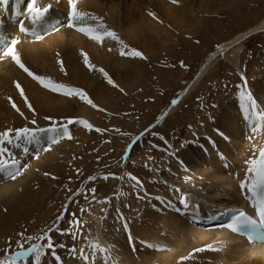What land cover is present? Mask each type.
I'll use <instances>...</instances> for the list:
<instances>
[{
	"label": "bare ground",
	"instance_id": "obj_1",
	"mask_svg": "<svg viewBox=\"0 0 264 264\" xmlns=\"http://www.w3.org/2000/svg\"><path fill=\"white\" fill-rule=\"evenodd\" d=\"M59 1L60 3L57 0H38V4H51L53 7L64 8L65 12H62V10L50 12L51 14L47 20L48 25H56L59 27V31H53L51 27L45 30L39 24L32 25L24 14L25 4L17 6L16 11L13 12L11 6L15 0H10L9 10L0 11V35L9 39L19 38L21 43L18 45V51L25 65L29 63V69L37 75L84 89L91 99L104 95V90L109 85L99 72L90 71L84 65L83 58L80 55L81 51L93 58L91 60L93 65L97 68H103L111 76L113 75L118 83L123 80L124 75L127 79L134 77L140 62L135 61V58L121 57L119 45L114 41L106 39L103 44H97L75 29L62 26L66 23L68 1ZM218 1L178 0V3L174 4L171 0H77V5L79 11L91 12V14L103 17L105 23L115 30L130 48L139 51L144 50L149 53V49L154 47V42L160 41L164 35L163 33L168 34V28H165L166 23L168 26L175 23L187 25L195 17L194 11L203 13L208 8H212ZM186 6L190 8L191 12H186V9H184ZM148 13H153L156 18L154 19ZM16 20L29 29L26 36L18 32L16 26H14L17 24ZM81 22L84 26L95 24V21L88 18ZM33 28L47 38L36 41L35 37L31 35ZM262 29H264V20L251 31ZM251 31L236 36L224 44L222 48L217 49L216 53L225 52L227 49L236 46L247 35H250ZM24 37H28V39ZM109 48L113 50L110 52L108 51ZM114 53L118 54L120 58H117ZM215 56L214 53L205 60L198 75L176 100L179 101L199 82ZM227 58L226 60L238 67L236 53L232 52ZM58 60L64 62V72H61L60 65L57 63ZM14 82L21 84L29 102L40 117L50 116L55 120H65L66 118L90 120L91 115L88 110H91V106L80 104L79 99H69L45 90L16 67L14 63L5 60L0 61V122H5L6 119L11 117L17 121H19L18 119H24L8 103L9 97L20 108L25 117L29 118L32 115L14 87ZM120 84H123V82ZM249 90L257 100L258 111L264 112V76L262 79L257 80L255 84H252ZM239 96L240 94L234 92L232 95L223 97L217 104L218 107H212L206 113L204 111L199 112V127L192 129L193 135L191 138L198 141V144L188 143L190 140L186 139L184 134L183 136L181 134L175 143L178 148L175 155L167 152L166 144H161L162 148L165 149H162L163 153L160 151L158 163L165 164V166L162 171L157 170L153 176L159 180L166 179V183H170V185L171 183L173 185V179L177 178L176 188L166 187L167 189H163L161 186L158 187V184L155 185V181V184H153V176L152 180H147L145 188L151 190L153 186H156L154 197L144 202L143 205L148 208L140 212L134 222L129 223V227L133 238L141 236L139 240L161 243V246L166 242L167 248L165 250L167 252H164L165 250L163 252L159 251L160 247L158 253L154 251V246L148 249L140 243L130 245L127 233L122 231L121 222H108L104 220L103 216V219L101 216L94 217L91 233L86 239L78 241V251L81 248H85L87 251V242L97 240L105 246L109 243L116 246L115 259L119 261V264H169L173 254L176 253L179 258H182L181 255L185 252L198 247L205 249L206 259L199 260L195 264H220L223 261L220 258L223 256L228 258L229 261H233L232 264H264L263 244L246 241L243 237L235 236L224 229L213 226L215 216L223 213L225 209H247V202L252 201L251 197L246 191L242 192L239 186L241 181L245 179V162L257 156L260 147L264 146V130L255 134L252 133L251 130L257 120L251 116L250 112L248 114L243 112ZM173 108L171 104L165 112L167 115L164 113L157 120V123H162L172 113ZM259 122L264 125V120ZM20 127H32V125L23 123L14 127V129ZM81 127L83 126L79 125L78 128L69 126L70 133L81 134L82 137L85 132ZM216 128L223 130L230 137V141L218 136L215 131ZM181 144L185 146L181 148ZM29 147L32 152L27 155L21 150L11 149L15 155L22 153L21 165L25 167L23 170L25 177L20 180L17 179L16 183L19 184L20 188L26 190L29 196L35 194L38 189L49 193L55 185L47 184V178L42 174V171L44 169L48 170L46 166H51L52 162L61 159L63 156L67 158V161L70 160L72 156L78 154L77 148L71 151V144L66 143L60 147L53 145L54 151L52 152L36 153L33 146ZM37 154L39 159L34 158ZM163 169H166V172ZM62 171L64 172L63 167ZM180 175L182 177L179 179ZM170 177H172L171 182L168 181ZM0 178L5 182L10 180L1 175ZM185 180H187V183L180 182ZM47 186L50 187L47 188ZM178 195L179 197L186 195L188 199H192L188 202L190 205H197L198 211L190 209L189 214L176 211L177 204L174 202L178 201L173 200L172 197L177 198ZM1 200L0 196V206ZM34 202V200L31 201V203ZM215 202L219 203L214 204ZM169 204L172 207H169ZM193 213L198 216L190 221L193 218ZM206 219L209 221H206ZM3 228L4 219H1L0 237L4 231ZM153 229L162 231L167 235L151 231ZM157 246L159 245H156V248ZM211 248L216 250L210 252ZM225 253L229 256L224 255ZM187 257L189 256L187 255ZM189 258L194 260V256ZM192 260H189V262H192ZM80 261V264H85L83 260L80 259ZM226 262L228 261L226 260ZM96 264H103L99 255L96 258Z\"/></svg>",
	"mask_w": 264,
	"mask_h": 264
},
{
	"label": "rangeland",
	"instance_id": "obj_2",
	"mask_svg": "<svg viewBox=\"0 0 264 264\" xmlns=\"http://www.w3.org/2000/svg\"><path fill=\"white\" fill-rule=\"evenodd\" d=\"M57 2L60 3L59 0ZM184 9H186V12H191L188 6ZM61 10L65 12L64 8L60 9L52 6L51 13ZM194 13L195 17L187 25L175 23L168 26L167 23L165 24V28H168V34L163 33L162 39L154 42V47L149 49V53L144 50L141 51L146 59L135 58V61L140 62V66L136 69L134 77L127 79L124 75L123 80L121 79L122 81L118 83L113 75H110L119 85V88L109 85L104 90V95L92 99L94 103L106 111L101 112L94 108L88 110L91 115L88 122L94 126V129L100 128L105 129V131L100 133L81 127L85 132L82 137L81 134H71L73 137L71 140L64 139L56 144L60 147L69 143L72 146L71 151L77 148L78 154L72 156L68 161L63 156L61 159L52 162L51 166H46L48 170L44 169L42 171L43 175L46 172L50 174L45 176L47 184L55 185L51 192L45 193V190L38 189L35 194L29 196L27 191L20 188L19 184L16 183L17 179L20 180L25 177L24 172L14 181L5 182L0 178V196L2 198L0 220L4 219V231L0 237V259L4 257V250L9 247L6 243L8 240L12 241L11 252L17 250L15 246L16 241L19 239L17 233L24 232L26 235H39L48 227L55 228L56 216L67 204L68 212L65 213V219L59 223L60 231L51 233V236L54 244L65 245L63 248H56L63 264H80L78 241L89 236L94 217L101 216L102 218L103 216L105 221L120 222L117 218V209H119L120 214L129 223H132L140 212L148 208L143 204L149 198L153 199L156 186L149 190L145 188V183L147 180H152V176L156 172L153 169L162 171L165 166V164L158 163L160 160L159 153L160 151L163 153L162 149H165L162 148L161 144H166L165 147L168 148L167 152L169 154L176 152L178 148L175 143L181 134L182 136L184 134L186 139L193 140L191 139L192 129L199 127V112L204 111L206 113L212 108V105H217L223 97L232 95L234 92L240 94L243 90L241 75L246 77L249 89L257 80L263 78L264 29L255 30L254 32L251 30L257 28L264 20V0H219L207 11L203 13L194 11ZM16 23L22 24L18 20H16ZM81 23L83 22H80V26H84ZM18 27L17 25V29ZM250 31L251 34L247 35L236 46L227 49L225 52L216 53L217 45L222 48L224 44L236 36L247 34ZM23 35L26 36L27 34ZM45 37L43 35V39L47 38ZM24 38L28 39V37ZM232 52L236 53L238 67L226 60ZM214 53L216 55L215 59H213L199 82L180 98L172 113L162 123L158 124L157 120L169 109L173 100L179 99V95L186 90L198 75L205 60ZM114 54L117 58H120L118 54ZM89 59L91 61L93 58L89 57ZM181 61L186 67H181ZM28 65L29 63H26L27 67ZM122 82L123 84H120ZM79 102L86 105L80 100ZM28 119H35L37 127L50 126L49 122L44 117H40L39 114L35 117L30 115ZM18 120L11 117L6 119L5 122L1 121L0 131L17 127L23 123L27 124L24 119ZM57 121L64 120L58 119ZM69 126L78 128L79 125ZM247 126L249 127L248 123ZM115 129L119 131H115ZM141 133H143V136H141ZM153 133L158 135H153ZM159 136H163L164 140H160ZM137 137L141 138L130 149L129 159L123 160L125 149L133 141H136ZM153 144L158 145V147L153 148ZM52 151H54L53 148L50 152ZM29 152H32L31 149ZM21 155L22 153L16 154L20 163L22 162ZM245 168H247V165ZM24 169L25 167L22 171ZM164 172H166V169ZM125 173H131L143 182L144 189L139 191V195L144 196V193L147 192L148 196L146 198L137 199L138 190L133 189V182L128 180L126 176L123 180L113 178L124 176ZM244 174H246V171H244ZM105 176L109 178L107 180L103 179ZM52 177H56V179ZM89 177H96V179L89 181ZM181 177L180 175L179 179ZM171 178H168V181L171 182ZM176 180L178 179H173V185L172 183L170 185V183H166V179L159 180L153 176V184L156 183L155 185L158 184V187L161 186L163 189H167L166 187L176 188ZM180 182L187 183V180ZM81 189L86 190L85 194L88 199H85L84 195L73 196ZM89 189L96 190L94 200L91 192L87 191ZM120 192L125 193V195L120 196ZM179 198V195L177 198L172 197L173 200L178 201L174 202L172 200L177 204V208H180ZM32 200L35 202L31 203ZM99 200H106L108 203H97L96 201ZM69 201L74 202L69 203ZM218 203L215 202L214 204ZM81 208L86 209V211L81 212ZM71 213H75L83 225L75 240L71 235L61 234V232L73 231L68 223L73 219ZM197 216L193 213V218L190 221L196 219ZM151 231L164 234V232L157 229ZM140 237H134V243H140L148 249L154 246V251L158 253L167 248L166 242H164L165 245L162 244V247L161 243L139 240ZM137 245L139 246V244ZM156 245L159 246L156 248ZM72 247L77 249L75 257L68 252V248ZM194 249L191 251H194ZM191 251H187L181 256L187 257ZM204 251L192 255L194 260L189 258L192 262L187 259L184 262L183 257L179 258L175 253L172 255L169 264H187V262L195 264L199 260L206 259ZM226 256H229V254ZM223 257L220 258L223 259L220 264L233 263L225 256ZM32 259L34 258H29L28 262L20 261L18 264H31ZM42 264H55V261L50 254H47L42 258Z\"/></svg>",
	"mask_w": 264,
	"mask_h": 264
},
{
	"label": "snow or ice",
	"instance_id": "obj_3",
	"mask_svg": "<svg viewBox=\"0 0 264 264\" xmlns=\"http://www.w3.org/2000/svg\"><path fill=\"white\" fill-rule=\"evenodd\" d=\"M172 3L177 4L178 0H171ZM25 4L24 14L27 16L28 20L32 25H42L45 30L48 27L59 31V27L56 25H48L47 20L52 9L51 4H38V0H15L14 4L11 6L13 12L16 11V7ZM10 8V0H0V11H7ZM154 19L156 18L153 13H148ZM85 18L95 21L94 25L89 26H80V22ZM69 29H75L77 32L83 34L88 39L96 42L97 44H103L107 40L114 41L119 45V54L121 57H131L146 59L143 53L137 49H132L125 43L124 40L120 38L115 30L109 27L104 18L97 16L91 13L82 12L78 10L77 0H68V11L66 16V23L62 25ZM18 31L23 34H28L29 29L24 25L20 24ZM31 35L35 37L36 41L43 39V36L33 28ZM198 42V41H197ZM21 43L19 39L11 38L6 39L5 36L0 35V61H11L18 67L22 72H24L28 77L35 81L45 90L53 93L64 96L69 99H79L84 104L91 106L98 111L105 112L104 108L99 107L93 100L90 98L89 94L79 87H72L64 83H59L53 81L51 78L37 75L29 69L22 61L20 52L18 51V45ZM219 49L220 46L217 45ZM112 48H109L108 51H112ZM59 55V54H57ZM80 55L83 58L84 65L90 71L99 72L106 83L114 88H119V85L116 84L114 79L110 74L103 68H97L93 65L89 59L87 53L81 51ZM57 63L60 65L61 72H64V62L58 60ZM181 67H186L181 61ZM66 74V73H65ZM241 80L243 84L241 87L243 91L240 92V104L243 112L245 114L251 113V116L257 120V123L252 128V133L255 134L264 130V125L259 121L264 120V112L258 111L257 100L254 98L253 93L249 90V85L247 79L244 75H241ZM14 87L19 92V95L24 101V105L27 107L28 111L32 113L33 117L37 115V112L33 105L29 102L27 96L25 95L24 89L22 88L19 82H14ZM121 91H123L121 89ZM178 100L172 101V106L175 107L178 103ZM8 103L11 107L19 113L20 116L24 117L28 124L33 125V127H20V128H6L3 131H0V175L4 178L10 180H16L19 176L23 175L22 169L24 168L21 165L18 157L11 151V149L21 150L25 155L30 151L29 146H33L36 153L40 152H49L52 150V146L58 144L64 139L71 140L73 137L70 133L69 125H81L89 131L95 130L96 132H104L105 129L95 128L94 126L83 119H73L66 118L64 121H57L50 116H45L44 119L49 122V127H37V121L35 119L28 120L24 116V113L17 107L16 103L12 100L11 97L8 98ZM212 107H218V105H212ZM167 115V113H165ZM115 131H119L115 129ZM147 131V130H146ZM218 136L223 138L226 141H230V137L225 134L220 128L215 129ZM124 134V133H122ZM126 135V134H125ZM153 135H158L153 133ZM195 135V134H194ZM143 136V133H141ZM137 137L136 141H133L132 144L125 149L123 160L129 159V151L132 146L140 139ZM160 140H164L163 136H159ZM190 144H198V141L192 140L189 141ZM185 145L181 144L180 147L183 148ZM153 148H157L158 145L153 144ZM175 155L176 153H171ZM36 159H39V155H35ZM246 174L245 179L240 183V189L242 192H247L251 197L252 202L255 204L254 215L256 219H253L251 215L247 214L244 211H239L237 214L231 217V222L227 225V228L233 233H247L249 236H259L264 238V146H261L259 149V155L254 156L253 158L248 159L246 162ZM147 167V165H145ZM157 171V169H153ZM45 176H49V173H44ZM127 177L128 180L132 181V187L135 190H138L137 199H144L148 196L147 192L144 193V196L139 195V191H143L144 185L143 182L135 175L131 173H125L121 177H113L116 179L123 180ZM56 179V177H52ZM109 177L105 176L103 179L107 180ZM89 181H93L96 177H89ZM92 194V199H95V189H89ZM86 190L81 189L79 192L73 194V196L84 195L85 199H88L85 194ZM120 196H124L125 193L120 192ZM156 199H159L158 197ZM74 201H69V203ZM91 202V201H90ZM97 203H108L106 200L96 201ZM180 208H177L176 211L183 212L188 214L190 209H196L198 211L197 205H190L188 202V197L186 195H181L179 198ZM172 207L171 204L168 205ZM5 211H7L5 209ZM81 212L86 211V209L81 208ZM68 212V205L63 206L62 211L56 216L54 223L56 227H48L42 231L39 235H26L24 232L17 233L19 239L16 241V251L11 252L12 241L8 240L6 243L7 247L4 252V257L0 259V264H18L20 261L28 262L29 258H34L31 260V264H42V258L47 254H50L54 259L55 264H63L61 256L57 254V247H65V245H56L53 242L51 233L60 231L59 223L65 219V213ZM73 219L70 220L69 226L73 229L71 232H61V234L71 235L73 240L77 238V235L80 234L79 230L83 226L82 222L77 218L75 213H71ZM117 218L118 221L122 222V231L127 233L129 244H133V237L130 231L129 222L127 219L120 214L119 209H117ZM87 251L85 248L79 249V259L83 260L85 264H96L97 255L100 256L103 264H119V261L115 259L116 246L114 244H107V246L101 244L97 240H89L86 244ZM205 249L197 248L194 249L193 253H190L189 256L194 255L195 253L202 252ZM215 251L216 249H210ZM11 252V254H9ZM69 254L73 257L76 256L77 249L72 247L68 248ZM189 257H183L182 260H186Z\"/></svg>",
	"mask_w": 264,
	"mask_h": 264
}]
</instances>
